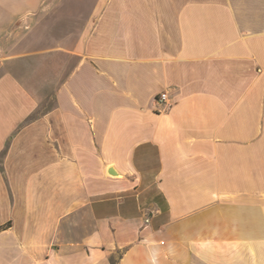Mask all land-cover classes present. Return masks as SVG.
Wrapping results in <instances>:
<instances>
[{
	"label": "crops",
	"instance_id": "1",
	"mask_svg": "<svg viewBox=\"0 0 264 264\" xmlns=\"http://www.w3.org/2000/svg\"><path fill=\"white\" fill-rule=\"evenodd\" d=\"M0 264H264V0H0Z\"/></svg>",
	"mask_w": 264,
	"mask_h": 264
},
{
	"label": "built area",
	"instance_id": "2",
	"mask_svg": "<svg viewBox=\"0 0 264 264\" xmlns=\"http://www.w3.org/2000/svg\"><path fill=\"white\" fill-rule=\"evenodd\" d=\"M155 102L162 104L163 108H167L171 104V101L168 100L166 91L160 92L156 97Z\"/></svg>",
	"mask_w": 264,
	"mask_h": 264
}]
</instances>
